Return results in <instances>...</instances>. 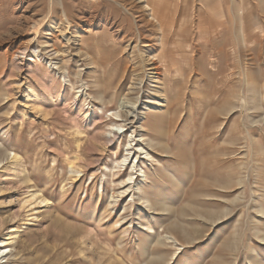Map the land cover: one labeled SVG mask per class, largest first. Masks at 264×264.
<instances>
[{
	"label": "rangeland",
	"instance_id": "1",
	"mask_svg": "<svg viewBox=\"0 0 264 264\" xmlns=\"http://www.w3.org/2000/svg\"><path fill=\"white\" fill-rule=\"evenodd\" d=\"M55 1L0 0V264H264V0H148L162 44L132 0H60L64 33Z\"/></svg>",
	"mask_w": 264,
	"mask_h": 264
},
{
	"label": "bare ground",
	"instance_id": "2",
	"mask_svg": "<svg viewBox=\"0 0 264 264\" xmlns=\"http://www.w3.org/2000/svg\"><path fill=\"white\" fill-rule=\"evenodd\" d=\"M55 1V0H54ZM59 2H58V4H60V6H61V2H60V0H58ZM136 5H141V7H140V11L142 12H146V11H149V13H150V18H149V20L148 19H145V20H148V22L151 24V27L152 26H154L158 31L157 32H159V34H161V36L162 37H160L161 39V44L162 43H164V37L166 36V34H164L165 32H164V27H163V23H162V21H160V17H158L157 15V13L158 12H156L155 11V9H154V7L152 6V5H150L149 4V2H148V0H132ZM154 1H156V0H154ZM180 1V0H179ZM50 2V1H49ZM151 2V1H150ZM241 2V1H240ZM55 3H57L56 1H55ZM115 3H117V2H115ZM128 3V2H127ZM134 3H132V4H134ZM153 3V2H152ZM143 4V5H142ZM179 4H180V2H179ZM119 5V4H118ZM163 5V4H162ZM52 6H54V4L52 5ZM125 6V5H124ZM132 6V5H131ZM156 6V5H155ZM49 7H50V5H49ZM164 7H166V6H164ZM176 7V6H175ZM133 8V7H132ZM138 9V8H137ZM168 9H171V8H169L168 7ZM175 9V8H174ZM123 10L124 11H127L128 9H126V7L125 8H123ZM132 10V9H131ZM136 10V9H135ZM134 10V11H135ZM206 10V9H205ZM138 11V10H137ZM207 11V10H206ZM126 13H128V12H126ZM162 13H163V11H162ZM178 13V12H177ZM176 13V14H177ZM163 14H165V13H163ZM162 14V15H163ZM141 15H143V14H141ZM140 15V16H141ZM147 15V14H146ZM145 16V15H144ZM60 17L62 18V19H64V23H66V29H63V33L64 32H67V28L69 27V19H68V17H67V14H66V10L64 9V7H62L61 6V12H60ZM134 17V16H133ZM143 17V16H142ZM137 18V17H136ZM145 18V17H144ZM165 18H167V17H165ZM140 19V18H139ZM135 20V19H134ZM142 20V19H141ZM173 20V19H172ZM172 20H171V22H172ZM139 21V20H138ZM219 21V20H218ZM137 22V21H136ZM167 22H168V20H167ZM201 22V21H200ZM199 22V23H200ZM241 22V21H240ZM169 23V22H168ZM135 24V23H134ZM146 24V23H145ZM172 24V23H171ZM174 24V23H173ZM241 24V23H240ZM142 25H143V23H142ZM147 27V26H146ZM166 27V26H165ZM168 27V26H167ZM65 28V27H64ZM143 28V27H142ZM217 28V27H216ZM215 28V29H216ZM219 28V27H218ZM239 28V27H238ZM199 29V28H198ZM201 29V28H200ZM212 29V28H211ZM222 29V28H221ZM237 29V28H236ZM139 30V29H138ZM151 30V29H150ZM149 31V30H148ZM196 31H197V29H196ZM218 31V30H217ZM238 31V30H237ZM151 32H153L152 30H151ZM219 33L221 32V30L220 31H218ZM212 33V32H211ZM216 33V32H215ZM239 33V32H238ZM53 35V34H52ZM218 35V34H217ZM51 36V35H50ZM142 35H140V37H141ZM176 37V36H175ZM213 38H215V37H213ZM168 39V38H167ZM178 39H180L179 37H178ZM142 40V39H141ZM175 40L178 42L179 40H177L176 38H175ZM210 40V39H209ZM174 41V40H173ZM35 42V41H34ZM28 43H30L29 41H28ZM174 43V42H173ZM45 45L46 44H48V43H44ZM214 44V43H213ZM28 45V44H27ZM189 45V44H188ZM29 46V45H28ZM47 46V45H46ZM52 46V45H51ZM190 46V45H189ZM41 47V46H40ZM30 48V47H29ZM29 48H27V49H29ZM53 48V47H52ZM189 48V47H188ZM44 49V48H43ZM24 50V49H23ZM20 51H22V50H20ZM37 52V51H36ZM15 53V52H14ZM32 55H34L35 54V50H32ZM57 52L54 50V54H56ZM11 57V56H10ZM162 59L163 57H162V54L160 55V56H156V58L154 57V61L153 60H151L152 61V65L154 64L155 65V60L156 59ZM160 62H162V60L160 61ZM159 65V64H158ZM151 69V68H150ZM154 69H156L155 67H154ZM159 73V72H158ZM157 73V74H158ZM160 75V74H159ZM133 89V88H132ZM128 98V97H127ZM126 97H123L122 99H119V101H118V111H116V112H114L112 115H114V116H116V117H118V115L121 113V112H123L122 110H125L126 108H129L131 111L133 110V109H135V105H136V103H135V101H133V102H131L130 100H128ZM130 99V98H129ZM132 100V99H131ZM124 113L125 114H132L133 112H130V111H124ZM124 118V117H123ZM125 119V118H124ZM115 137V136H114ZM131 138V137H130ZM140 140V139H139ZM130 146V145H129ZM77 147H78V145H77ZM138 150H143V148L142 147H138ZM145 151V150H144ZM132 152V151H131ZM144 154H146L145 152H144ZM7 154H6V152L5 151H0V159L1 158H6L7 156H6ZM18 157L16 156V155H13L12 156V158H11V160L12 161H14V163H18V159H17ZM7 159V158H6ZM2 160V159H1ZM1 160H0V162H1ZM4 160V159H3ZM140 160V159H139ZM77 161H79V158L78 157H73V158H71L70 160H69V174L70 175H74V174H77L78 173V171H76L74 168H75V166H76V162ZM127 161V158L126 157H123V159H122V163L124 164L125 162ZM153 161H155V164L156 163H158L157 162V160L154 158L153 159ZM8 164V163H7ZM116 164H120V163H116ZM15 165V164H14ZM136 165V164H135ZM135 168H137V166L135 167ZM130 170H132V171H134L135 169H134V165H132L131 167H130ZM133 177V174L132 173H129L128 175H127V179L125 180V181H121L120 182V185H123V184H125V186L124 187H127L129 184V182H131V180L133 179L132 178ZM23 180V179H22ZM25 182H26V180H24ZM133 182V181H132ZM127 183V184H126ZM123 187V188H124ZM130 187H127V189L126 190H124V191H122V192H119V194H126V192L128 191V189H129ZM46 203H47V201L44 199V198H42V196H40L39 195V193H32V194H30L29 195V199L28 200H26L25 201V203L24 204H27L28 206H32V205H34V206H39V207H43V206H45L46 205ZM148 203V202H147ZM163 205V204H162ZM159 210L160 211H166V209H164V207L163 206H159ZM30 211H32V210H30ZM174 229L176 228V227H173ZM180 228V227H179ZM182 229V228H181ZM177 232V231H176ZM17 233H19V232H16V234ZM173 237V236H172ZM172 237H169L170 238V240L171 241H173V243L175 242V240H177V239H175V237L174 238H172ZM16 239H18L17 238V235H15L14 237H8V238H6V239H4V240H2V241H0V260H3V259H5L6 257H7V255H8V253L11 251V247L13 246V244L16 242ZM169 240V239H168ZM264 241V240H263ZM14 247V246H13ZM15 248V247H14Z\"/></svg>",
	"mask_w": 264,
	"mask_h": 264
}]
</instances>
